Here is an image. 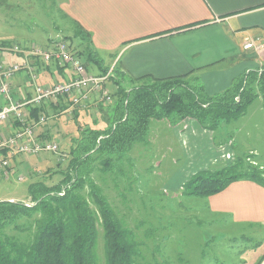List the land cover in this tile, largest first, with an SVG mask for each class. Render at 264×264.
I'll return each mask as SVG.
<instances>
[{
    "label": "rangeland",
    "instance_id": "rangeland-1",
    "mask_svg": "<svg viewBox=\"0 0 264 264\" xmlns=\"http://www.w3.org/2000/svg\"><path fill=\"white\" fill-rule=\"evenodd\" d=\"M58 6L55 0H0V42H6L3 55L7 61L23 66L28 60L32 64L28 55L34 48L54 50L50 40H65L70 49L80 52L85 49L87 41L75 35L77 23L65 17ZM90 34V48L103 67H111L115 52L107 51L98 37ZM16 45L19 51L13 49ZM41 71L44 70L37 72ZM50 71L62 81L55 66ZM94 72L99 71L96 68ZM121 86L128 90L132 85ZM107 88L109 102L93 101L94 112L85 108L90 102L85 110L82 106L75 109L76 115L68 108L60 116L44 117L36 134L56 140L58 150L38 155L14 154L10 159L13 175L9 179L0 177V200L26 202L27 186L35 174L56 169L59 162L65 166V155L80 126L97 130L111 126L117 87L107 84ZM183 131L177 133L178 143L173 141V128L152 119L144 141L135 142L106 173L100 172L99 165L92 173L123 226L138 243L136 264H257L264 254V223L239 224L229 215L210 212L206 199L188 195L184 185L196 172L219 171L237 158H242L243 166L254 164L264 169V97H258L240 120L222 123L215 132L204 128ZM250 152L254 156L246 158ZM18 175L23 179L17 181ZM53 178L57 180L59 176ZM97 231L95 252L103 264L100 226Z\"/></svg>",
    "mask_w": 264,
    "mask_h": 264
},
{
    "label": "trees",
    "instance_id": "trees-1",
    "mask_svg": "<svg viewBox=\"0 0 264 264\" xmlns=\"http://www.w3.org/2000/svg\"><path fill=\"white\" fill-rule=\"evenodd\" d=\"M76 35L87 41L86 47L82 52L69 47L70 52L81 59L85 68L93 63L99 75L106 74L108 68L90 48L89 33L78 26ZM32 59L40 61L37 71L47 69L39 57ZM51 63L58 71L66 68L56 61ZM116 87L113 95L117 101L108 129L80 126L65 155V166L59 162L58 169L35 174L27 186L26 202L0 200V264H101L95 252L99 226L103 264H136L138 243L93 180L96 165L101 173L109 171L113 161L120 160L135 142L146 139L152 119L171 123L192 119L209 132H215L222 123L239 120L258 97H264V67L243 72L216 94H208L196 78L181 76L132 85L128 90L121 83ZM70 107V99L63 96L28 105L23 113L32 124L40 116H60ZM43 135L36 137L42 142L52 141L40 137ZM2 155L7 156L5 151ZM238 181L264 188V169L254 164L243 166L242 158H237L219 171L196 172L184 189L188 195L208 198ZM263 258L264 254L257 264Z\"/></svg>",
    "mask_w": 264,
    "mask_h": 264
},
{
    "label": "crops",
    "instance_id": "crops-1",
    "mask_svg": "<svg viewBox=\"0 0 264 264\" xmlns=\"http://www.w3.org/2000/svg\"><path fill=\"white\" fill-rule=\"evenodd\" d=\"M55 2L65 17L75 21L76 26L89 35L91 32L93 37H98L100 45L107 51L115 52L111 67L106 66L110 76L103 85L105 91L108 90L107 84L137 85L181 76L187 80L196 78L208 94H216L229 87L232 80L243 72L264 67V0ZM57 42L50 40L51 49H55ZM246 43H253V46L245 50L243 46ZM25 62L26 67L34 70L35 83L39 81L40 85H49L59 80L50 71L54 66L52 63L45 65L42 62L47 69L37 73L40 61L33 60L32 64L28 60ZM96 68L99 71L92 63L86 71L99 75V72H94ZM59 75L62 81L68 79L71 70L66 66L59 71ZM33 89L34 82L27 68L17 73L10 82L11 98L15 102L30 99L34 95ZM89 96L88 104L91 103L85 108L94 112L93 101L100 98L95 93ZM5 103L0 94V108ZM78 108L80 106L69 109L72 113ZM157 122H166L169 128H173L175 133L172 138L178 143L177 133L183 129H203L192 119ZM249 155L254 156V153ZM205 199L210 212L229 215L236 223H264V188L253 182H234L221 193ZM260 264H264V258Z\"/></svg>",
    "mask_w": 264,
    "mask_h": 264
},
{
    "label": "built area",
    "instance_id": "built-area-1",
    "mask_svg": "<svg viewBox=\"0 0 264 264\" xmlns=\"http://www.w3.org/2000/svg\"><path fill=\"white\" fill-rule=\"evenodd\" d=\"M252 46L253 43H246L243 49H250ZM5 48L6 46L0 45V94L6 100V103L0 108V177L9 179L13 175L10 159L14 154L38 155L41 152H56L58 150L56 140L42 142L37 139V126L44 122V117L40 116L38 121L31 124L23 113L24 107L57 100L63 96L70 99L71 107H84L90 101V93L97 94L100 96V100L108 103L110 97L103 85L109 79L110 72L108 71L104 75L89 74L81 59L74 56L65 41L61 40L56 43L55 49L52 51L34 48L30 55L39 57L45 64L56 61L60 65L69 67L70 78L67 81L49 85H37L35 83L36 75L31 67H26V64L20 66L18 63L6 61L3 55ZM13 49L19 51L17 45ZM24 68H27L30 79L34 82V95L30 99L15 102L11 98L10 82ZM15 122L18 123L17 127H15ZM6 126L8 127L5 128ZM4 151L7 156L2 155ZM22 179V175L16 176L17 181Z\"/></svg>",
    "mask_w": 264,
    "mask_h": 264
}]
</instances>
